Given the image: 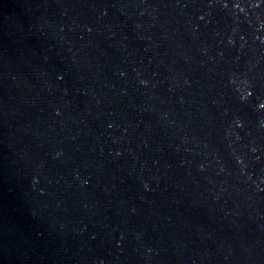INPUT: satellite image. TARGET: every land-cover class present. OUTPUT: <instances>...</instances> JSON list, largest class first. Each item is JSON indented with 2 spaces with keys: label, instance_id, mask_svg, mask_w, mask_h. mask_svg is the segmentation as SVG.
Wrapping results in <instances>:
<instances>
[{
  "label": "water",
  "instance_id": "water-1",
  "mask_svg": "<svg viewBox=\"0 0 264 264\" xmlns=\"http://www.w3.org/2000/svg\"><path fill=\"white\" fill-rule=\"evenodd\" d=\"M0 264H264V0H0Z\"/></svg>",
  "mask_w": 264,
  "mask_h": 264
}]
</instances>
